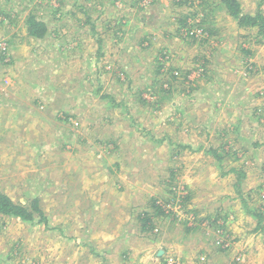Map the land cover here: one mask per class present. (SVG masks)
<instances>
[{
    "label": "rangeland",
    "instance_id": "rangeland-1",
    "mask_svg": "<svg viewBox=\"0 0 264 264\" xmlns=\"http://www.w3.org/2000/svg\"><path fill=\"white\" fill-rule=\"evenodd\" d=\"M257 34L221 0H0V191L48 218L0 215V264H264Z\"/></svg>",
    "mask_w": 264,
    "mask_h": 264
},
{
    "label": "trees",
    "instance_id": "trees-1",
    "mask_svg": "<svg viewBox=\"0 0 264 264\" xmlns=\"http://www.w3.org/2000/svg\"><path fill=\"white\" fill-rule=\"evenodd\" d=\"M221 2L225 5L226 10L232 19H235L237 24L240 27H249V28H256L257 35L260 36L264 41V12L257 10L254 14L246 13L240 5L239 0H221ZM4 17V16H3ZM6 17V16H5ZM184 23L181 24V29L191 30V25ZM49 22L44 20V18L37 17L36 13L29 14L26 20L27 26V36L40 39L44 38L46 35L49 34ZM179 29V31L181 30ZM99 46V50L97 51V55H100L102 50L101 46ZM74 51L77 48L73 49ZM189 89V88H188ZM191 91L193 89H190ZM65 92V91H63ZM62 100V99H61ZM190 147L188 142H184L183 144H177L176 148L184 149ZM210 152V151H209ZM214 152V151H213ZM215 153V152H214ZM219 160L222 161V156H218ZM236 172V170H234ZM243 177L239 178L238 184V191H241ZM161 209V208H160ZM145 211V210H144ZM37 212V213H36ZM0 215L6 217H15L19 218L23 221H28L30 223H34L36 221V215H39L37 219V223H48V218L44 215V212L37 204V199L34 200V203L28 207L21 204H16L8 195L4 194L0 191ZM138 219L141 221L142 231H153L154 229V218L149 217L146 213L142 210L138 212ZM252 216L257 219V226L256 229L261 232L264 236V225H263V216L262 214H254ZM195 226L188 227L189 230H193Z\"/></svg>",
    "mask_w": 264,
    "mask_h": 264
},
{
    "label": "crops",
    "instance_id": "crops-1",
    "mask_svg": "<svg viewBox=\"0 0 264 264\" xmlns=\"http://www.w3.org/2000/svg\"><path fill=\"white\" fill-rule=\"evenodd\" d=\"M216 14H217V12H214V16H215V18H216ZM213 23H214V21H213Z\"/></svg>",
    "mask_w": 264,
    "mask_h": 264
}]
</instances>
